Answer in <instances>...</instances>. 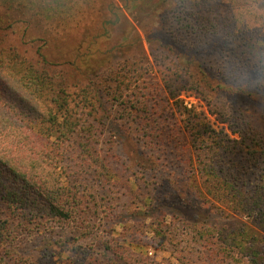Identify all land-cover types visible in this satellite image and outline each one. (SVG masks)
<instances>
[{
	"label": "trees",
	"instance_id": "obj_1",
	"mask_svg": "<svg viewBox=\"0 0 264 264\" xmlns=\"http://www.w3.org/2000/svg\"><path fill=\"white\" fill-rule=\"evenodd\" d=\"M1 2L0 218L38 231L44 222H70L78 232L72 252L80 240L98 244L84 264H188L162 247L176 219L188 228L196 262L264 264V0H229L226 10L219 0H135L133 18L146 22L158 50L154 64L141 61L136 79L114 65L72 81L40 49L35 62L5 44L7 29L29 19L15 0ZM59 9L56 18H74ZM230 45L234 53L221 54ZM187 89L205 97L233 137L180 99ZM121 137L137 147L132 162ZM126 187L144 210L142 224L116 209L115 190ZM179 208L232 213L253 227L197 222Z\"/></svg>",
	"mask_w": 264,
	"mask_h": 264
},
{
	"label": "rangeland",
	"instance_id": "obj_2",
	"mask_svg": "<svg viewBox=\"0 0 264 264\" xmlns=\"http://www.w3.org/2000/svg\"><path fill=\"white\" fill-rule=\"evenodd\" d=\"M18 1L15 0L12 6L21 10L26 9V19H29V21H25V17L16 20L12 27L6 31L5 44L17 45L22 52L24 51L26 57L35 62L39 59L37 51L40 49L46 59L54 63L52 65L53 69L64 72L71 81L74 78L86 77L84 76L86 71L91 72L94 70L97 72V70H103L114 65H117V67L125 66V69L122 70L124 71L122 76L128 75L132 77L131 79H136L141 73L139 69L141 61L149 58L150 63L154 64L153 54L157 53L158 50H155L154 45L150 46L151 44L148 43L147 36L149 35L145 32L146 22L137 23L133 18V13L136 12L134 8L135 0ZM219 2L222 4L219 8L223 10L232 6L229 0H219ZM30 3L35 4L32 6ZM61 3H65V5ZM40 7L41 9H38ZM5 8L0 0V14L3 13ZM57 8H61L62 10L59 9L61 12L74 11V18L62 19L61 21L54 15ZM38 10L45 14H52L51 18L44 20V18L35 14L40 13ZM25 28L28 29L29 34L28 32L24 34ZM262 31L264 35V30ZM237 42L238 40L235 44ZM230 48H232L230 51L227 48L223 49L221 54L228 52L231 55L236 46L230 45ZM202 55L203 57L207 56V54ZM134 68L133 72L125 74L129 69L132 71ZM80 71H83L81 72L82 75ZM179 97L201 112L213 128L223 130L230 137H233L227 124L222 122L217 114L210 112L202 94L187 89L182 91ZM226 103L233 106L237 104L236 100L231 98ZM106 107H109L108 104ZM120 139L123 142V150L129 153L131 162L134 161L135 149H137L135 143L131 141L130 137L127 139L121 137ZM128 170L129 173L133 171L132 168ZM132 192L127 187L115 190V195L118 196H116L118 203L116 209L121 217L142 224L146 215L144 210H140L137 196L135 193L131 194ZM176 211L187 219H193L197 222H209L218 227H237L241 223L253 227L250 220L232 213L228 216H218L201 208L189 210L179 208ZM4 219L6 224L2 222ZM176 221L178 220H174L173 226L171 225L172 232L168 241H166L165 246L162 245L170 251L166 255L176 258L177 255L184 254L186 259H190L188 264H204L200 261L196 262L194 256L196 250L189 239L186 224ZM44 224L47 229L38 231V228L31 227L24 220L6 219V215L4 218L2 216L0 218V264H84L83 257L87 255L88 251L98 250V244H95L93 240H80L79 244L83 246L72 252L70 241L78 235V232L73 231L70 222L54 220L44 222ZM115 229L119 231L121 226L118 225ZM98 231L100 237L109 234V231L106 233L104 228L101 227ZM147 235L150 234L147 233ZM59 258H62V262L56 263Z\"/></svg>",
	"mask_w": 264,
	"mask_h": 264
}]
</instances>
